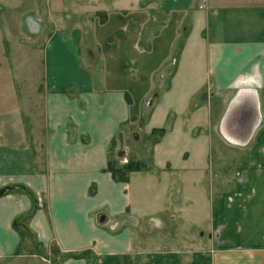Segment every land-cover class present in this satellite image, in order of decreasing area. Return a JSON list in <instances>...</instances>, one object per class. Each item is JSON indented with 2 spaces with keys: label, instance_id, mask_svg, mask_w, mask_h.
Listing matches in <instances>:
<instances>
[{
  "label": "crops",
  "instance_id": "crops-1",
  "mask_svg": "<svg viewBox=\"0 0 264 264\" xmlns=\"http://www.w3.org/2000/svg\"><path fill=\"white\" fill-rule=\"evenodd\" d=\"M69 1L56 19L65 0H0V118L21 123L0 126V264H264V0L107 1L119 44L131 11L186 23L170 117L93 83L80 44L102 41L99 3ZM129 131L145 167L121 181L107 163L131 159Z\"/></svg>",
  "mask_w": 264,
  "mask_h": 264
},
{
  "label": "rangeland",
  "instance_id": "rangeland-1",
  "mask_svg": "<svg viewBox=\"0 0 264 264\" xmlns=\"http://www.w3.org/2000/svg\"><path fill=\"white\" fill-rule=\"evenodd\" d=\"M107 1L109 0H97L99 4L96 6L99 11L93 12L91 20V28L94 29L97 35H100L102 41L97 40L99 43H95L87 36V38H84L85 41L80 44L81 52L84 54L82 60L85 65L89 62L87 65L89 68L88 70L86 69L87 73L93 78L94 84L102 82L106 87L124 88L130 95L131 106L134 109L139 104L141 105L145 95H149L147 102L149 103L150 100L154 99L156 104H158L154 113H159L161 108L158 109V107L164 106L166 115L169 117L174 115V111L169 110V107L175 104L179 92L175 93L173 89H169V85L170 83L173 84L174 78L178 77V74L167 76L168 74L166 72L175 65L177 59L176 51H179L178 45L185 41V36L183 35L186 23L183 22L182 26L177 27V14L172 13L169 16V20L167 18L165 23H160L158 27L151 23L153 15L149 11L145 12V15L141 17L137 14L141 11H136L137 13L131 11L129 12L130 17L128 16V26L124 27L123 31V33L130 34V38L120 43V47V44L116 43V38L114 37L116 35L115 31L118 29L116 24L118 20L117 17L113 18L115 12L113 13L111 11V6ZM130 3L131 7L135 6L133 0H130ZM64 7L67 10L60 12L58 16L54 15L56 19H63L69 16L68 14L71 15L73 13L72 3L70 1L67 4L65 0ZM86 16L89 19L90 16L87 13ZM158 17L163 18V13L159 14ZM69 18L71 19L72 15ZM154 18L157 19L156 17ZM150 23L151 25H149ZM66 28L70 29L71 27ZM120 31L122 32L121 29ZM138 35L139 41L137 45L142 51H138L132 46V44H135L134 40L137 39ZM187 38L188 41H192V44H195L196 38H192L191 35ZM21 43L19 42L18 45L21 46ZM180 66L183 68V65ZM32 69L34 72L33 83L36 84L40 76L39 70H41L37 61L33 63ZM179 70L181 71V69ZM148 108L144 106L142 108V114L145 113L143 116L146 119L150 113ZM15 110V108L7 106L1 107L2 116L0 118V126L2 128L5 129L12 126L15 130L21 125ZM127 135L125 134L123 136V142H117L118 149H125L130 158L132 157L131 155L139 153V151H145L144 140L140 144L134 145L131 132ZM114 158L118 163L120 162V157L114 155Z\"/></svg>",
  "mask_w": 264,
  "mask_h": 264
},
{
  "label": "trees",
  "instance_id": "trees-1",
  "mask_svg": "<svg viewBox=\"0 0 264 264\" xmlns=\"http://www.w3.org/2000/svg\"><path fill=\"white\" fill-rule=\"evenodd\" d=\"M143 167H145L143 162L132 158L128 159L125 163H118L114 157H111V159H109L107 163V169L113 174L116 179L121 181H126L131 172L140 170ZM20 188L31 195V193L28 192L26 188ZM15 223L19 224L17 220Z\"/></svg>",
  "mask_w": 264,
  "mask_h": 264
},
{
  "label": "water",
  "instance_id": "water-1",
  "mask_svg": "<svg viewBox=\"0 0 264 264\" xmlns=\"http://www.w3.org/2000/svg\"><path fill=\"white\" fill-rule=\"evenodd\" d=\"M6 189H8V188H1L0 189V195H2L5 192Z\"/></svg>",
  "mask_w": 264,
  "mask_h": 264
}]
</instances>
